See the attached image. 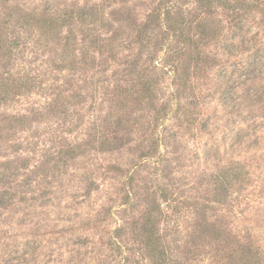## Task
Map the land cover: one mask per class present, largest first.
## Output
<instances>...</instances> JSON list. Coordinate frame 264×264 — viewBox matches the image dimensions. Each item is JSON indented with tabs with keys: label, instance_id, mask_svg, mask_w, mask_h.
<instances>
[{
	"label": "rangeland",
	"instance_id": "rangeland-1",
	"mask_svg": "<svg viewBox=\"0 0 264 264\" xmlns=\"http://www.w3.org/2000/svg\"><path fill=\"white\" fill-rule=\"evenodd\" d=\"M165 1L0 0V264H264V0Z\"/></svg>",
	"mask_w": 264,
	"mask_h": 264
},
{
	"label": "trees",
	"instance_id": "trees-1",
	"mask_svg": "<svg viewBox=\"0 0 264 264\" xmlns=\"http://www.w3.org/2000/svg\"><path fill=\"white\" fill-rule=\"evenodd\" d=\"M197 7L204 8L205 13L207 15H210L211 12L213 11L212 9L216 8L215 5L216 2L219 3L217 6H223L224 8L228 9L230 8V3H228L226 0H192ZM174 2L172 0H167L165 3H162L159 5V7H162L158 12L153 11L152 14H150L147 20V23L150 24L152 21L155 20V23L158 21L161 23V26L163 27V33H166L169 35V38L173 39H181L183 43H190L191 39L187 35V33L190 34V32L193 29H205V26L208 24L207 22L209 19H207V16L200 17V20H198L196 23L192 24L188 22L189 20H185V17L181 15V12L179 10L174 11ZM158 9V8H157ZM55 10H50L47 9L43 14L46 13V17L49 19H54L56 18L53 15V12ZM79 13L78 16L83 17L81 18L86 19L90 17H94L96 19L97 14L94 13V10L92 7L90 8H85L81 7L79 8ZM205 15V14H204ZM97 20V19H96ZM152 20V21H151ZM205 36V35H204ZM143 41H148V39H138L137 42L139 44H142ZM167 45L170 43L167 41ZM5 48L9 49L8 46H5ZM3 52V46L0 47V53ZM1 55V54H0ZM194 58V62H197L200 58L199 54H194L192 55ZM67 56L64 55V58ZM83 59L85 58V55L82 57ZM4 91V94H7L8 89L3 88L0 92ZM222 98V97H221ZM59 100V99H58ZM57 103V101H56ZM20 120L21 122L25 119L24 117H14L15 120ZM238 168L236 166H232L228 168L227 170H224L222 173V176L224 177L225 181L227 179V183H230L231 181H237L238 176ZM221 177V175H220ZM156 221L151 217L147 216V218L142 222V236H143V245L144 248L147 252L148 257H150L152 263H157V264H167V253L163 249V246L161 245L160 242V237L156 235V232L154 231V227L156 226ZM238 257L237 259H235ZM230 262L237 261L241 264H258V260L260 261V258L258 257L257 260L254 259V254L251 251L250 245H247L246 248L242 245V249L240 250L239 256L230 255L229 259Z\"/></svg>",
	"mask_w": 264,
	"mask_h": 264
}]
</instances>
